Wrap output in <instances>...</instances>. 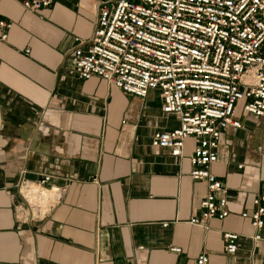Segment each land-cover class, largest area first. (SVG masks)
Returning a JSON list of instances; mask_svg holds the SVG:
<instances>
[{"label":"crops","instance_id":"0c3cea01","mask_svg":"<svg viewBox=\"0 0 264 264\" xmlns=\"http://www.w3.org/2000/svg\"><path fill=\"white\" fill-rule=\"evenodd\" d=\"M107 1L54 0L30 11L0 0V20L11 23L0 40V264H194L202 252L208 264H264V227L254 241L241 216L264 194V117L240 115L211 165L228 216L190 224L206 184L189 176L192 139L180 159L151 146L154 132L178 125L162 113L158 90L140 98L71 72L74 38L91 37ZM45 174L60 197L25 216L18 183ZM224 232L239 236L233 254Z\"/></svg>","mask_w":264,"mask_h":264},{"label":"built area","instance_id":"2783aa9c","mask_svg":"<svg viewBox=\"0 0 264 264\" xmlns=\"http://www.w3.org/2000/svg\"><path fill=\"white\" fill-rule=\"evenodd\" d=\"M53 2L21 0V5L36 11ZM10 27L0 20V40ZM74 40L78 46L69 63L78 78L98 76L140 98L158 90L162 113L175 116L178 125L154 132L151 146L180 159L185 141L192 139L189 176L206 184L199 216L189 223L203 227L212 218H226L225 188L211 165L226 129L240 128V115L264 117V0H110L100 5L91 37ZM50 180L45 174L36 183L19 181V193L28 205L18 206L21 213L42 215L57 201L60 191L47 187ZM31 186L38 192L54 190L55 195L30 203L22 188ZM252 204L253 210L241 216L249 220L252 239L260 241L264 194L256 195ZM238 238L233 232L222 234L227 254L235 253ZM208 262L206 252L194 260Z\"/></svg>","mask_w":264,"mask_h":264},{"label":"bare ground","instance_id":"6f19581e","mask_svg":"<svg viewBox=\"0 0 264 264\" xmlns=\"http://www.w3.org/2000/svg\"><path fill=\"white\" fill-rule=\"evenodd\" d=\"M22 192L30 203H34L38 199H42L45 202V200L53 198L55 195L54 190H41V192H38V188L35 186H31L29 188H22Z\"/></svg>","mask_w":264,"mask_h":264},{"label":"rangeland","instance_id":"374dc122","mask_svg":"<svg viewBox=\"0 0 264 264\" xmlns=\"http://www.w3.org/2000/svg\"><path fill=\"white\" fill-rule=\"evenodd\" d=\"M38 202H41V200H40V201H37V203H38Z\"/></svg>","mask_w":264,"mask_h":264}]
</instances>
